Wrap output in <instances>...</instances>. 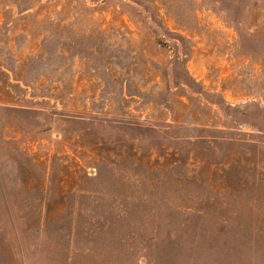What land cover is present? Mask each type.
Instances as JSON below:
<instances>
[{
	"label": "rangeland",
	"instance_id": "rangeland-1",
	"mask_svg": "<svg viewBox=\"0 0 264 264\" xmlns=\"http://www.w3.org/2000/svg\"><path fill=\"white\" fill-rule=\"evenodd\" d=\"M0 264H264V0H0Z\"/></svg>",
	"mask_w": 264,
	"mask_h": 264
}]
</instances>
